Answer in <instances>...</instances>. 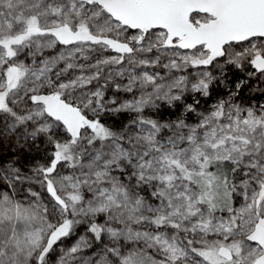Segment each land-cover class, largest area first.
Listing matches in <instances>:
<instances>
[{
    "label": "snow or ice",
    "instance_id": "6c2138e0",
    "mask_svg": "<svg viewBox=\"0 0 264 264\" xmlns=\"http://www.w3.org/2000/svg\"><path fill=\"white\" fill-rule=\"evenodd\" d=\"M0 264H264V0H0Z\"/></svg>",
    "mask_w": 264,
    "mask_h": 264
},
{
    "label": "rangeland",
    "instance_id": "374dc122",
    "mask_svg": "<svg viewBox=\"0 0 264 264\" xmlns=\"http://www.w3.org/2000/svg\"><path fill=\"white\" fill-rule=\"evenodd\" d=\"M110 54L114 55L115 53H110ZM109 95H111V92H109ZM189 101H191V97H189ZM210 102L211 101H209V103ZM146 115H151V113H146ZM164 115L166 116L167 114H164ZM41 147H43V145ZM31 155L32 156H35L39 160L41 154H38V153H35L34 152ZM40 162H43V161L41 160ZM36 190H40L38 186H37V189ZM40 191H42V190H40ZM42 195H43V192H42ZM44 199H45V201H47V197L46 196H44ZM239 203H240V201L237 200L235 206H239ZM82 235H85V228H82V229H79L78 231H76L70 238H68L64 242V244L62 245V247H65V248L70 247L72 244L75 243V241L79 238V236H82ZM89 239H90V237H89ZM93 250L94 249H84L82 255H84V256H90L92 254V251Z\"/></svg>",
    "mask_w": 264,
    "mask_h": 264
},
{
    "label": "trees",
    "instance_id": "16d2710c",
    "mask_svg": "<svg viewBox=\"0 0 264 264\" xmlns=\"http://www.w3.org/2000/svg\"><path fill=\"white\" fill-rule=\"evenodd\" d=\"M82 228H84V227H78V228L76 229V231H78L79 229H82Z\"/></svg>",
    "mask_w": 264,
    "mask_h": 264
}]
</instances>
